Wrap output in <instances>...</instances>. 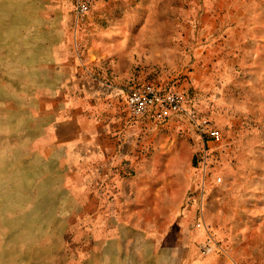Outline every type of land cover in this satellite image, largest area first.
Segmentation results:
<instances>
[{
  "label": "rangeland",
  "instance_id": "1",
  "mask_svg": "<svg viewBox=\"0 0 264 264\" xmlns=\"http://www.w3.org/2000/svg\"><path fill=\"white\" fill-rule=\"evenodd\" d=\"M0 264H264V0H0Z\"/></svg>",
  "mask_w": 264,
  "mask_h": 264
},
{
  "label": "built area",
  "instance_id": "2",
  "mask_svg": "<svg viewBox=\"0 0 264 264\" xmlns=\"http://www.w3.org/2000/svg\"><path fill=\"white\" fill-rule=\"evenodd\" d=\"M93 1L74 0L76 23L88 11ZM120 92L125 108L134 120L144 119L156 124L185 118L200 137V163L203 169L207 167L211 147L209 143L220 141L222 133L209 124L204 114L197 111L188 94L174 88H162L151 81L129 85ZM205 250H210V245H206Z\"/></svg>",
  "mask_w": 264,
  "mask_h": 264
}]
</instances>
